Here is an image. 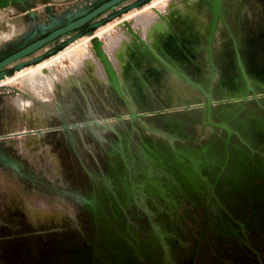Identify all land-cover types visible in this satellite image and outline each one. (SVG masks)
Wrapping results in <instances>:
<instances>
[{
	"label": "flooded vegetation",
	"instance_id": "flooded-vegetation-1",
	"mask_svg": "<svg viewBox=\"0 0 264 264\" xmlns=\"http://www.w3.org/2000/svg\"><path fill=\"white\" fill-rule=\"evenodd\" d=\"M219 15L204 29L202 90L166 95L168 113L86 70L54 99L36 96V134L8 138L12 94L0 91V264H264V0H221ZM246 81L236 105L233 84ZM21 192L59 215L33 220Z\"/></svg>",
	"mask_w": 264,
	"mask_h": 264
},
{
	"label": "water",
	"instance_id": "water-1",
	"mask_svg": "<svg viewBox=\"0 0 264 264\" xmlns=\"http://www.w3.org/2000/svg\"><path fill=\"white\" fill-rule=\"evenodd\" d=\"M92 1L0 0V10L8 13V19L0 21V91L12 94L6 137L21 139L36 134V118L41 122L44 116L36 96L54 99L58 85L73 83L86 70L110 85L126 103L132 101L134 107L151 103L150 112L155 115L170 111L158 105L166 95H184L191 91L186 85L193 87L195 83L202 90L201 80L208 68L201 61L210 62L214 41V35L204 29L213 32L218 26L221 0H164L153 5L155 0L89 4ZM209 12L215 15L211 23L204 19ZM100 29L104 30L98 35ZM204 38L208 45L205 51L199 49ZM235 44L240 46V37ZM71 46L65 63L59 60L36 67ZM234 60L241 63L239 51ZM236 84L232 87L235 99L230 101L238 105L237 98L253 89L248 81L243 89ZM210 104L208 100V107ZM190 108L185 100L181 110ZM157 161L162 162L161 158ZM202 171L182 172L177 190L193 189ZM21 196L33 220L46 221L59 215L54 212L59 209L54 203L22 192Z\"/></svg>",
	"mask_w": 264,
	"mask_h": 264
},
{
	"label": "rangeland",
	"instance_id": "rangeland-1",
	"mask_svg": "<svg viewBox=\"0 0 264 264\" xmlns=\"http://www.w3.org/2000/svg\"><path fill=\"white\" fill-rule=\"evenodd\" d=\"M155 1H157V2H155V3H153V4L160 3V2H162V1H164V0H155ZM138 11H139V10H138ZM4 19H8V13H7L6 10H0V21H3ZM9 35H10V34H9ZM11 35H12V34H11ZM68 51H69V48L66 49V50H64L63 52L59 53L58 55L49 58L48 60L42 62L41 64H38L36 67H40V66L45 65V64H47V63H49V62H52V61H59V60L62 61L63 63H65V62H66L65 54H66V52H68ZM17 75H19V74H17ZM9 80H10V78L5 79V82H8Z\"/></svg>",
	"mask_w": 264,
	"mask_h": 264
},
{
	"label": "crops",
	"instance_id": "crops-1",
	"mask_svg": "<svg viewBox=\"0 0 264 264\" xmlns=\"http://www.w3.org/2000/svg\"><path fill=\"white\" fill-rule=\"evenodd\" d=\"M155 2H157V1H153L151 5H153V3H155ZM126 17H129V16H126ZM108 27H110V26H106V28H108ZM9 28H10V27H9ZM106 28H105V29H106ZM103 30H104V29H100V30H98V33H97V34H98V35L101 34V32H102ZM9 31H10V29H7V30H6V32H9ZM70 49H72V46L69 47V50H70Z\"/></svg>",
	"mask_w": 264,
	"mask_h": 264
},
{
	"label": "bare ground",
	"instance_id": "bare-ground-1",
	"mask_svg": "<svg viewBox=\"0 0 264 264\" xmlns=\"http://www.w3.org/2000/svg\"><path fill=\"white\" fill-rule=\"evenodd\" d=\"M98 33V32H97ZM61 53V52H60ZM58 55V54H57ZM54 57V56H53Z\"/></svg>",
	"mask_w": 264,
	"mask_h": 264
}]
</instances>
